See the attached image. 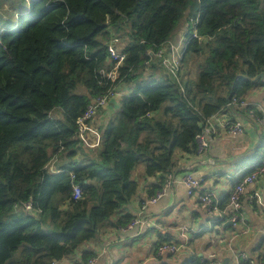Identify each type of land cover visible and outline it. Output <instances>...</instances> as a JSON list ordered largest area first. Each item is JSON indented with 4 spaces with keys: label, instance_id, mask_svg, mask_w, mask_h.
<instances>
[{
    "label": "trees",
    "instance_id": "obj_1",
    "mask_svg": "<svg viewBox=\"0 0 264 264\" xmlns=\"http://www.w3.org/2000/svg\"><path fill=\"white\" fill-rule=\"evenodd\" d=\"M12 6L21 13L15 25L0 16V264H51L98 240L106 225L126 228L133 216H115L128 209L142 181L166 176L155 185L160 190L179 152L199 156L196 137L207 121L238 110L234 100L264 86V0ZM181 20L185 46L173 52L171 35ZM115 40L126 59L113 82L108 46ZM160 51L180 59L175 74ZM111 91L123 93L119 107L100 124L101 145L86 148L77 121ZM55 158L60 174L49 172ZM75 185L83 189L78 201ZM27 202L34 212L15 210ZM256 261L264 262V252Z\"/></svg>",
    "mask_w": 264,
    "mask_h": 264
},
{
    "label": "crops",
    "instance_id": "obj_2",
    "mask_svg": "<svg viewBox=\"0 0 264 264\" xmlns=\"http://www.w3.org/2000/svg\"><path fill=\"white\" fill-rule=\"evenodd\" d=\"M19 1L0 0V16L5 21L8 20L7 13L18 20L21 13L12 3ZM1 27L3 31V25ZM245 98L256 114H247L246 107L219 114L213 120V140L205 154L178 153L175 182L166 196L141 210L142 204L159 191L155 185L166 176L151 177L142 181L128 209L115 216L119 219L129 213L134 219H142L141 225L131 231H119L106 225L98 240L82 245L75 255L60 260V264H84L86 255L96 257V264H197L198 260L208 264L242 261L259 264L256 260L264 252V205L259 203L255 194L258 193L264 203V178L246 186L240 213L243 222L234 225L228 216V199L232 190L264 160V123L257 120L264 117V86L255 87ZM119 102L120 99L113 101L98 114L100 124L119 107ZM239 118L244 119V133L232 137L226 132V123ZM56 163L58 158L50 164L52 174L61 173ZM185 172L203 181L202 192L215 194L223 207L219 218L212 219L198 199L188 195L182 182ZM163 243H183L185 247L177 255L157 258V248Z\"/></svg>",
    "mask_w": 264,
    "mask_h": 264
},
{
    "label": "built area",
    "instance_id": "obj_3",
    "mask_svg": "<svg viewBox=\"0 0 264 264\" xmlns=\"http://www.w3.org/2000/svg\"><path fill=\"white\" fill-rule=\"evenodd\" d=\"M197 37V35H195ZM110 43L108 46V50L110 53V60L114 64V68L111 72L108 73V79L115 82L119 78V68L125 62V56L117 50L114 43ZM174 51L178 50V47L172 46L171 47ZM160 59L163 60V63L172 70L175 74L179 69V58L175 56L173 53L171 58H167L164 56L163 51L158 53ZM122 93L111 91L109 94L98 98L94 104L90 105L88 110L85 114L78 119L77 121V138L79 143L89 149H96L101 145L102 142V133L100 128V122L95 117L97 112L101 109H105L109 106V104L117 99H120ZM236 105L239 108L247 107L246 101H238L234 100L231 104ZM250 114L252 116L255 115V111L251 110ZM217 116H214L212 119L207 121V125L203 129V132L196 137V142L198 144V154L203 155L209 149L212 140H213V133H214V125L213 120L217 119ZM258 122L264 123V117H259ZM226 132L232 136H240L244 133V120L243 119H236L234 122H227L226 123ZM72 178H75V175L72 174ZM264 178V160L261 165L248 174L244 180L237 184L234 189L232 190L229 196V206L230 210L228 212L229 220L234 225L240 224L243 222V218L241 216V208H242V200L245 193L246 186L249 184H255L260 179ZM175 182V177L173 174L168 175L167 181L165 182L164 186L156 193L157 196L153 197V199H147L143 205L141 206V210L144 211L150 204H156L160 199L167 195L171 186ZM182 182L185 185L188 195L190 197H196L201 204L202 208L207 212V214L212 218L215 219L221 216L222 210L219 208V202L216 200L215 194L211 192L202 193L201 187L203 181L199 178L194 177L191 173H185L182 176ZM83 196V189L79 185H75L73 187L72 199L74 201H78ZM256 199L259 201L260 204L264 205L261 201V198L258 193L255 194ZM15 210H23L26 213L34 212V206L31 202L27 203H19L15 205ZM143 223V220L140 218H135L132 222L121 231H131L136 226H139ZM185 245L181 244H170L164 243L161 244L156 251V257L162 258L167 255H177L184 249ZM245 260L248 259L247 256H243ZM97 259L96 257L90 258L84 264H96ZM51 264H60L59 261L52 262ZM236 264H241L237 262Z\"/></svg>",
    "mask_w": 264,
    "mask_h": 264
},
{
    "label": "rangeland",
    "instance_id": "obj_4",
    "mask_svg": "<svg viewBox=\"0 0 264 264\" xmlns=\"http://www.w3.org/2000/svg\"><path fill=\"white\" fill-rule=\"evenodd\" d=\"M192 5H194V7L197 8V2H196V1H194V2L192 3ZM20 6H22V7L25 6V7H26L25 3L22 2V1H21V3H20ZM196 10H197V9H196ZM7 18H8V20L6 21V23H7V26H8V27H10L11 25H14V24L17 23V21H18V20H16V18L14 17V15L11 14V13H7ZM3 22H4V21H2V23H3ZM181 22H182V20L178 22L175 31H174V32L172 33V35H171V38L173 39V44H172V46H175V47L180 46V50H182V49L184 48L185 45H184L183 43L180 45V43H179V37L183 35V33L185 32V29H186V27H187V26L184 27V25L181 24ZM1 25H2V24H0V28H1ZM192 69L194 70V67H193ZM192 73H193V72H192ZM192 73L189 75V79H191V80H192V78H195L194 73H193V74H192ZM158 193H159V192H158ZM156 196H157V194L153 195L152 197H150V198H148V199H153V197H156ZM142 205H143V204H142Z\"/></svg>",
    "mask_w": 264,
    "mask_h": 264
},
{
    "label": "water",
    "instance_id": "obj_5",
    "mask_svg": "<svg viewBox=\"0 0 264 264\" xmlns=\"http://www.w3.org/2000/svg\"><path fill=\"white\" fill-rule=\"evenodd\" d=\"M261 77L264 78V74H262Z\"/></svg>",
    "mask_w": 264,
    "mask_h": 264
},
{
    "label": "bare ground",
    "instance_id": "obj_6",
    "mask_svg": "<svg viewBox=\"0 0 264 264\" xmlns=\"http://www.w3.org/2000/svg\"><path fill=\"white\" fill-rule=\"evenodd\" d=\"M219 218V217H218Z\"/></svg>",
    "mask_w": 264,
    "mask_h": 264
}]
</instances>
